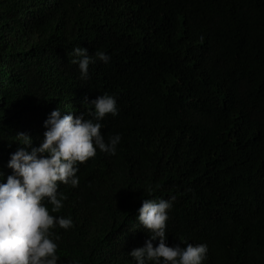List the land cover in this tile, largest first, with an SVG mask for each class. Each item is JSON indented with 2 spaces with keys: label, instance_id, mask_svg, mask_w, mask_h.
<instances>
[{
  "label": "trees",
  "instance_id": "trees-1",
  "mask_svg": "<svg viewBox=\"0 0 264 264\" xmlns=\"http://www.w3.org/2000/svg\"><path fill=\"white\" fill-rule=\"evenodd\" d=\"M77 46L111 61L81 80ZM104 93L119 115L101 132L122 140L78 165V187L60 185L50 214L73 227L52 230L58 264H135L128 253L150 239L143 200L171 196L168 246L207 244L203 264H264V0H0L5 178L17 134L38 147L52 111L91 119L85 101Z\"/></svg>",
  "mask_w": 264,
  "mask_h": 264
},
{
  "label": "clouds",
  "instance_id": "clouds-1",
  "mask_svg": "<svg viewBox=\"0 0 264 264\" xmlns=\"http://www.w3.org/2000/svg\"><path fill=\"white\" fill-rule=\"evenodd\" d=\"M67 54L71 63L78 65L81 80L90 79V65L111 61V56L104 51L90 55L80 46ZM85 104L89 105L91 119H86L83 112L62 115L60 108L52 111L45 121L47 131L38 147H33L29 135L17 134L15 142L22 147L8 161L7 167L12 173L5 178L0 171V264H58L56 241L59 237L52 230L73 227L70 217L50 214L59 213L67 199L59 191L60 185L78 187V165L94 158L97 150L109 156L117 154L121 135H111L106 141L101 132V121L108 114L119 115L116 97L104 93ZM175 200V196L143 200L137 221L150 239L128 253L135 264H203L207 259V244L193 245L181 240L186 247L167 245V222ZM157 240L158 246H154Z\"/></svg>",
  "mask_w": 264,
  "mask_h": 264
}]
</instances>
